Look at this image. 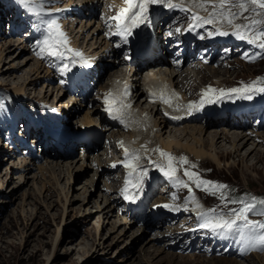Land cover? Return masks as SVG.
I'll return each mask as SVG.
<instances>
[{
	"label": "rangeland",
	"instance_id": "obj_1",
	"mask_svg": "<svg viewBox=\"0 0 264 264\" xmlns=\"http://www.w3.org/2000/svg\"><path fill=\"white\" fill-rule=\"evenodd\" d=\"M3 1L7 6L9 5L10 0ZM1 28L0 56L5 58V62L2 64L0 63V66L3 67L4 70L7 68L14 70L12 64L23 61L26 54L22 55L19 59L12 60V53L10 54L7 52L6 48L3 47V43L9 41L12 43L17 42L11 38H5L3 35L4 32L2 31L3 28ZM18 44L20 46L19 42ZM86 44L88 43L86 42ZM21 45H23V43H21ZM26 50L28 51V49ZM35 62L39 61L33 59V61L28 63L29 65L22 70L18 71L17 69L16 71L15 69L14 72L10 73L9 77L14 79L13 81L16 82L17 85L20 84L22 86L23 83V85L27 86V88H29L28 96L34 98L36 102H39L42 101L41 99L46 100V98L39 97V95H48L50 87L46 88L44 86L46 83L44 78L35 79L37 75L33 70ZM114 71L116 72V70ZM44 72L45 74L48 73L51 79L52 77L56 78L51 71L46 72L45 68ZM203 74L204 77H206L209 71H207V74L206 72H203L202 75ZM214 75L215 74H213V76ZM209 77L210 76L207 78L209 79ZM258 77H264V61L254 65H245L243 68L235 71H224L220 77L215 78H223L224 81L234 82L238 79H257ZM212 78L214 77H211V79ZM32 79L35 80V83L29 84V82H33ZM47 80L49 81V79ZM55 82L56 79L49 81V84H46V86H51V88L55 89L61 87L62 90L65 88L63 85H56ZM0 88L8 91L10 94L14 92L18 95L11 85L1 84ZM57 96L58 92L56 89L50 98H47V101L52 103L55 97V102H65L70 99L67 93L59 101V97ZM14 97L20 103H22L21 100L25 103L23 98L19 97V95ZM97 106L99 107V104H97ZM51 107L57 109V111L59 109V112H61L59 105H52ZM84 109H86V107H84L81 112H83ZM35 122H37V120H35ZM186 124L172 126V130L182 128ZM214 129L216 131H227L228 128L224 126L209 128L205 130V137H208V132ZM231 131L235 130L231 129ZM31 136L32 135L29 133L27 135L28 139L31 138ZM108 136L109 134L106 135V137ZM34 139L35 138H32L31 140ZM230 140L233 142L234 139L230 138ZM258 143L260 144L262 142H257V144ZM1 144L5 145L4 143H0V149ZM225 144L226 149L224 147L217 149L225 152V155L221 156L219 163L209 158L198 160L192 157L200 162L203 175L207 176L211 181L229 186L228 190L225 192V201L220 200L219 194L214 196L203 193L201 195L203 203L208 206H216L220 209H225V211L228 212L231 209L238 210L242 207L239 202L231 203L232 200L239 201L237 195H241V193H243V196L249 197L248 201L245 202H252V197H256V200L260 198L264 199V153L260 151L256 152L254 155L253 152L247 156L246 154L249 146L247 148H242L239 153H228L231 148L227 149V147H230L232 144L228 141ZM260 145L259 148H261ZM3 159L4 162L2 161ZM13 159H15V161H21L16 157H13ZM79 159H81V157L80 155L77 156V154L70 158H64V161L75 162V165L72 163L75 168L71 166L68 171L69 174L67 173V175L65 173L61 174L62 172L60 173L59 170H56L55 173L47 172L45 176L46 180H32L28 182V184L21 181V171L11 172L12 160L6 157L4 153H0V178H2L3 181V187L0 188V264H202L201 262L194 261L195 258L192 256H201V252H186L180 246L167 243V239L159 238L157 233L153 231V235L149 233L150 231H147L145 234L142 232L141 234L139 230L142 227L141 224H135L132 227L128 225L130 228L127 229L125 234H122V232H120L122 225L116 223L120 221V218L113 217L107 220L108 222L106 219H102L98 211V206L106 201V197L104 199L105 193L103 192L105 184V177H103V175L106 174V172H103L101 175H95L96 171L95 167L92 165V160H90V158L86 161H81ZM29 160L30 162L33 161L32 165L37 171L40 169V166L49 165V163L47 164L45 161L34 162L33 159L32 161L31 159ZM1 162L3 163L1 164ZM50 164L52 165V162ZM65 167L66 166L63 168L64 170H66ZM6 171H8L7 174H4ZM2 174L3 176L1 177ZM60 185L65 187V192L68 193V199H66V196L62 193ZM249 217L261 219L262 222H264V215L261 213L256 215L249 214ZM176 219L179 220V217ZM160 224L162 225L164 223L160 222ZM148 233L149 235L151 234L150 238L153 237L154 241L158 238L159 244L166 247L165 253L156 254L148 249L150 246V244H148ZM171 253H178L187 258L184 260L175 259L171 261L169 256L167 257V255ZM202 257H223L238 262L253 259L257 264H264V254H255L240 260L228 256L216 255H202ZM202 259L203 258L199 260ZM219 262L221 261L214 260L212 263L210 262V264H221Z\"/></svg>",
	"mask_w": 264,
	"mask_h": 264
},
{
	"label": "bare ground",
	"instance_id": "obj_2",
	"mask_svg": "<svg viewBox=\"0 0 264 264\" xmlns=\"http://www.w3.org/2000/svg\"><path fill=\"white\" fill-rule=\"evenodd\" d=\"M69 3H74L75 0H68ZM95 1V3H94ZM84 3L85 7L88 8V6L93 7V8H97L100 3L101 0H76L75 4L77 5V3ZM90 3V4H89ZM87 10V9H85ZM86 12V11H85ZM94 13V10L91 11V13H89V16ZM76 24V25H75ZM73 26H75L76 29H78V31L80 29H82L83 31H87V35H81L80 34V38L78 36L75 38V40L73 41L74 43L76 42H83L82 43H88L90 46L88 48V50H90L91 48H96V49H100L102 51L105 52H110L112 50H114V46H112L111 43V39H116L119 38V40H121L120 37H112L111 39L107 40V41H103L100 38H92V39H87L88 35L90 33H93L94 31H97L99 33V26L97 24V26H95L96 24L94 23V20L92 17H87L86 19H82L81 21H75V23H72ZM144 33H151L153 34V38L157 41L160 42L161 38H162V33H163V28L160 24L156 23L152 26H147L144 27ZM87 39V40H86ZM89 41H91L89 43ZM116 41V40H115ZM17 43H12V42H6L3 43V47L6 48L7 52H9L10 54L12 53V60L15 59H19L22 55L26 54V57L23 59V61H18L17 63L12 64V67H14V70H10V68L7 69H3V67L0 66V85L4 84V85H11L13 87V90L15 92L18 93L19 97H22L23 100L25 101V103H23V101L21 100L22 104L27 106V108H29L31 114L30 116L27 118V121H31V128H33L34 126L37 127L36 123L39 121V118L36 117L35 115L41 110L40 107L34 103L35 99L29 97V88H27V86L23 85L22 86L19 84L17 85L16 82H14L12 78H10V73L14 72L15 69L17 71L22 70L23 68H25L26 66H28L30 62L33 61V58L30 57L28 55V51L26 50L24 45H21V42L16 41ZM18 42L20 43V46L18 44ZM114 42V41H113ZM160 46L162 47V45L165 47H168V44L166 42H164L163 40H161L160 42ZM18 47V48H17ZM20 47V49H19ZM18 49V51H17ZM11 58V57H10ZM3 62H5V58L3 56H0V63L2 64ZM69 60L65 59L63 61V63H68ZM156 62V61H154ZM162 60H158V63H161ZM157 63V62H156ZM156 63H147L148 68L150 67L151 69H153V66H156ZM166 64L168 63V61L165 62ZM165 68H158V69H153V70H146L143 72V76H139V70H135L134 72H126L125 70H123L122 68H119L118 66H115L114 69L112 70V73H114L116 76H121L122 78H130V80L134 83V86L136 88V91H143L141 88V80H146V76L148 75H159L160 77L164 78L166 76V80L173 83L177 88H179L181 86V88L183 90H187L190 91L193 86L195 84H200L203 83L204 81L208 80V76L209 79H211V77H220L224 71L226 72L227 70H223L221 71L220 69H216L214 67L211 66H206L202 69L199 70H194L193 68H189V69H185L186 67L182 68V70H177L176 68L172 67V66H168V65H164ZM79 65L75 64L73 71H71V74L69 72H65L63 71V69H61V71L56 70V69H51V72L56 76L52 77V79L50 78L49 74H45L44 72V67L40 62H35L34 66H33V70L35 71L36 75V80L40 79L41 77L46 79H50L49 81H52L54 79H56V81L61 80L62 85L65 86V88L62 90L61 87H57V92H58V101L61 100L66 93H71L70 95H74V97H70V99H68L65 102H55V99L52 101V103L56 106L59 105L60 107V111L59 109L57 111V109H53L52 107H50V109L56 113H60L62 116L68 117L67 123L69 124V126L71 125V121L72 120H76L75 123L72 124V129L74 132L71 133V136L68 138L69 140L67 142H69L70 144H73L74 141H77L78 138L76 137V133L77 134H82V137L85 140H88V137L91 134H95V135H101V134H110L115 130L118 131L117 128H126L129 123L131 129L134 125H137L136 129H132V150H136V148H139V144L140 143H145L146 147H147V151L145 152V154H149L150 152H152L153 149L159 148L160 146L166 148V149H173V150H184L187 151L188 153H190L194 158L196 159H206L209 158L214 162L219 163L220 162V158L222 155H225L223 150H217L219 148L224 147L226 149V142H230L232 145L230 147H227V149H230V151H228V153H239V151L242 148H247V156L252 154L254 152V155L256 152H260L263 151L264 153V135H261V138H263V141H261L262 143H258L256 139L248 136L245 132H241L240 130H235V131H231V127H229L230 129H227V131H216L215 129L209 133L208 137H205L206 135V131L209 128V125L207 126H202L201 124L196 123V119L194 117H188L184 120H181L179 122L180 124H186L184 125L182 128H176V130H172V126H174L173 123H168L171 120H169L168 118L165 117L164 111L161 109V107H159L158 102L155 103L154 105L152 103H147L145 101L142 100V94L137 93V96H140V98L136 101V103H134L132 105V109H134L135 106L139 107L142 110H146L149 114H146L145 116L142 117L141 120H138L135 117H131L130 118V113L126 112L125 115V124H121L119 121L112 119L111 115L105 111L102 110V107L100 108V106L98 107L97 104L95 102L92 101H88L87 98V94L86 93H78L79 91V83H73L70 84L69 81L73 78V76L75 75V72L78 71ZM29 69V68H28ZM116 70V72L114 71ZM118 70V71H117ZM158 70V71H157ZM207 71H209V74H207ZM50 72V71H49ZM203 72H206V74L208 76L204 77V74L202 75ZM74 74V75H73ZM213 74H215L213 76ZM202 75V76H201ZM107 75L105 73H103V76L101 77V75H98L97 78L98 80L104 79L106 78ZM202 77V78H201ZM183 79H185L183 81ZM221 80H223V78H221ZM33 82H29V84H33L35 83V80L32 79ZM48 81V82H49ZM56 84V83H55ZM58 85V84H56ZM46 88L50 87V90L48 92V95L44 94L43 96L39 97H43L46 98V100L41 99L42 103L43 102H48L47 98H50V96L56 91L55 88H51V86H46V83L44 85ZM82 86V83L80 84V87ZM32 90V89H31ZM194 90V89H193ZM45 92V91H44ZM47 92V89H46ZM41 94V93H40ZM14 96H18L16 93L13 92ZM179 96L177 93H173L170 96L171 99V104L173 105V108H169L167 110L168 115L167 116H172L175 113V110L177 108V105H179V100H178ZM34 100V101H33ZM39 101V99H38ZM159 102H161V99L159 97L158 99ZM104 102V100H103ZM190 102V100H186V104L188 105ZM40 103V102H39ZM52 106V105H50ZM86 107L89 108L90 114L88 115V113H86L85 118L83 117V112L82 109ZM40 109V110H39ZM95 114V116L97 118H99L100 121L94 119V117H92V114ZM59 114V115H60ZM80 114H82L80 116ZM110 115V122H108L106 120L107 116ZM101 118V119H100ZM35 120H37V122H35ZM101 122V123H100ZM190 123V124H189ZM173 124V125H172ZM228 126V125H226ZM88 127H95L96 131L90 133L88 131ZM30 129V128H29ZM38 129V127H37ZM63 132H66L65 128L62 127L61 128ZM226 130V129H225ZM45 131L47 132V130L45 129ZM237 131V132H236ZM38 130L33 131L32 133L35 134L37 133ZM41 133H44V138L41 137L42 139H46L47 138V134L45 132H43V130L41 131ZM39 134V133H38ZM53 133L51 131H49V135H52ZM54 136V135H53ZM231 136V137H230ZM28 138V137H27ZM230 138L234 139L233 142H231ZM65 142V143H67ZM69 143H67V145H69ZM78 145L81 146V143H79ZM107 144H104V147L106 148ZM259 145L261 148H259ZM62 146L64 147V149H70V148H66L64 143L62 144ZM72 147V145H71ZM81 148V147H80ZM10 148H8L7 146L1 144V149H0V153H4L6 157H9V159L12 160L11 163V172L13 171H21V181H23V183H28L30 181H34V180H46V173L47 172H56V170H59L61 174L65 173L67 175V173L69 174V170L71 168L72 163L75 162L74 161H64L63 156H61L62 152L59 155H51L53 154L51 151V147H49V145L46 146H42L38 148V151H40L41 153H44V155H46V159L44 160L47 164L49 163V165L47 166H43V167H39L40 169H37L33 167L32 165V159L30 162V160L28 158H22L21 161L17 160L15 161V159H13L14 154L16 153V151L13 150H9ZM234 149V150H233ZM65 153V152H64ZM102 154H99V157L97 158L100 161V164L105 163V159L103 157H101ZM55 158V159H54ZM70 158V157H69ZM5 159V158H4ZM4 159L2 160L4 162ZM66 159V158H65ZM88 159V158H87ZM86 159V160H87ZM50 160L52 162V165L50 164ZM63 160V161H62ZM81 161H84V159H79ZM85 160V161H86ZM76 161V160H75ZM1 162V164L3 163ZM87 163V162H86ZM85 164V163H84ZM46 165V164H45ZM64 166H66V170H64ZM73 168H75L73 166ZM8 171H6L4 174H7ZM96 175V173H95ZM3 176V174L1 175V177ZM2 178H0V183H1V187L2 188ZM22 183V182H21ZM29 184V183H28ZM36 184V182H35ZM34 184V185H35ZM37 186V185H36ZM61 189H62V193H64V195L66 196V199H68V193L65 192V187H63V185H60ZM106 197V201H104V203L102 205H99V212L101 214L102 219H106L109 220L113 217H117L120 218V221H117L116 223H120V225H122V229L120 228V232H122V234H125L127 229L132 227L135 224H140V222L143 221V219L140 218V220H138V218L136 217H128L126 215H120L118 214V212L115 210L116 208V202L114 199L110 198L111 195H106L104 196V199ZM124 209V208H122ZM98 212V213H99ZM154 212V211H153ZM173 217V218H171ZM178 217V215L176 214V212H165L163 215H161L160 213H156L154 215V218L151 222H147L146 220H144V224H142V227L139 229L140 233L142 234V232L145 234L147 231H150L149 233H152V231L154 230V225L156 224H160L161 223H165V222H170V221H174L177 220L176 218ZM167 218H171V219H167ZM140 221V222H139ZM159 221V222H157ZM108 222V221H107ZM128 225H130V227H128ZM148 233L149 236V240H148V244H150V246L148 247V249L156 254H160V253H165V249L166 247L161 244H159L160 242L158 241V238L156 239V241L153 240V237L150 238V235ZM167 240H170L167 239ZM166 240V241H167ZM156 243V244H155ZM196 254V253H194ZM199 254V253H197ZM167 255V254H166ZM169 256L170 260H175V259H181L184 260L187 257H184V255L178 254V253H171L169 255H167V257ZM194 256L196 262H201L202 264H210V262L212 263V261L216 260V261H221L219 263H223V264H257L256 261H254L253 259H249L246 260L244 262H238L235 261L233 259H225L223 257L220 258H205L201 256ZM261 257V256H259ZM203 258L202 260H199ZM262 258V257H261ZM248 259V258H247Z\"/></svg>",
	"mask_w": 264,
	"mask_h": 264
},
{
	"label": "snow or ice",
	"instance_id": "obj_3",
	"mask_svg": "<svg viewBox=\"0 0 264 264\" xmlns=\"http://www.w3.org/2000/svg\"><path fill=\"white\" fill-rule=\"evenodd\" d=\"M19 3L38 21L36 27L41 31L42 38L36 44L35 55L37 57L41 59L56 58L58 60L68 58L71 59L73 65L80 63L82 66L91 67L84 53L70 46V40L63 31L58 18L45 11V0H19ZM123 5L119 7L116 15L109 16L105 23L112 34L121 37L125 43L128 42L129 37L133 36L135 30L152 24V6H163L169 10H179L186 15L191 13L189 30L198 27L203 28L205 25L215 27L219 24L220 27L216 28V32H210L209 35L228 36L230 34L228 31L221 30L226 23L233 29V35L242 41L255 45L264 53V27H258L264 25V19L257 18L264 17V0H190V3H186V0H178V2L175 0H123ZM109 7L110 9L115 8V5ZM194 9H200L208 14L206 16L200 15ZM246 13L253 15H245ZM241 18L248 23H237L236 21ZM113 29L114 31H112ZM175 32L180 33L181 28H175ZM168 35L171 36L172 32L170 31ZM116 47H120V45L117 44ZM244 58L249 62H255L258 58H264V55L245 54ZM70 70L68 64L63 65V71ZM152 94L156 95L155 92ZM257 95H264V77H258L250 83L241 82L240 86L227 89H217L209 85L201 93L198 102L193 101L187 105V110L191 113L193 110L202 109L206 104H215L225 98L251 101ZM160 99L171 106V99L165 97L163 93L160 94ZM104 103L108 106L105 110L112 119L125 124V115L131 105L125 104L112 92L105 93ZM2 106L0 105V107ZM180 107L177 105V110ZM173 119H180V117L176 116ZM125 126L127 125L125 124ZM121 146H123L122 142ZM144 150L147 151L146 146H144ZM152 151L159 153L161 161L158 162L147 157L148 162L172 182L173 188L188 190L190 195L184 208L188 210V203L195 205L193 211L199 210L196 211V214L200 218L199 227L201 229H207L220 237L229 233H238L246 249L260 248L264 250V222L249 219V213L256 209V197L251 198L253 202H245L243 199L232 200L231 203L239 202L242 207L238 210L231 209L227 215L224 213L217 214L216 209L204 211L196 199L191 185L194 184L195 188L210 195L219 194L221 201L226 200L225 192L229 186L202 178L198 172L191 170L197 167L195 164L183 168V176L187 177V181H185L178 176L180 171L178 165H189L187 157L177 158L160 148ZM124 155L125 160L122 163L128 171L124 187L121 189V195L125 200L135 202L143 192L145 181L149 178V170L142 166L140 150L129 151L125 148ZM112 167H116V165L113 164ZM171 196L173 200L178 199L176 191L172 192ZM259 204L264 205V199L259 200ZM156 207L172 209L174 206L164 204ZM261 214L264 215V212Z\"/></svg>",
	"mask_w": 264,
	"mask_h": 264
},
{
	"label": "trees",
	"instance_id": "obj_4",
	"mask_svg": "<svg viewBox=\"0 0 264 264\" xmlns=\"http://www.w3.org/2000/svg\"><path fill=\"white\" fill-rule=\"evenodd\" d=\"M7 91H5V90H2L1 88H0V95L1 94H4V93H6ZM256 212H260V211H262V210H264V205H261V204H259V201H257L256 202Z\"/></svg>",
	"mask_w": 264,
	"mask_h": 264
}]
</instances>
